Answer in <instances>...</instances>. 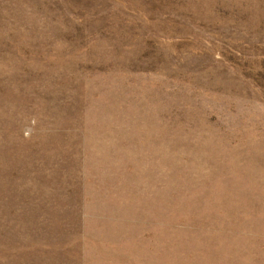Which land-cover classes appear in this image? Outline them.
I'll list each match as a JSON object with an SVG mask.
<instances>
[{
  "label": "rangeland",
  "instance_id": "rangeland-1",
  "mask_svg": "<svg viewBox=\"0 0 264 264\" xmlns=\"http://www.w3.org/2000/svg\"><path fill=\"white\" fill-rule=\"evenodd\" d=\"M0 264H264V0H0Z\"/></svg>",
  "mask_w": 264,
  "mask_h": 264
}]
</instances>
